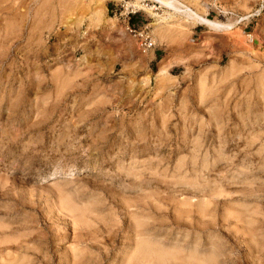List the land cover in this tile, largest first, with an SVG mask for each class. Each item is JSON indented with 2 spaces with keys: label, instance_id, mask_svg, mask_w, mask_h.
Listing matches in <instances>:
<instances>
[{
  "label": "rangeland",
  "instance_id": "1",
  "mask_svg": "<svg viewBox=\"0 0 264 264\" xmlns=\"http://www.w3.org/2000/svg\"><path fill=\"white\" fill-rule=\"evenodd\" d=\"M98 1L0 0V264H264V0Z\"/></svg>",
  "mask_w": 264,
  "mask_h": 264
},
{
  "label": "bare ground",
  "instance_id": "2",
  "mask_svg": "<svg viewBox=\"0 0 264 264\" xmlns=\"http://www.w3.org/2000/svg\"><path fill=\"white\" fill-rule=\"evenodd\" d=\"M105 1L106 0H100L98 1V3H96V6L98 7H102L104 6L105 4ZM125 1V5L126 6H131V7H134V8H139V9H143V10H151L153 7H149L147 4L144 3V1L146 2L147 0H124ZM156 1H159L160 4H164L166 6H168L170 9L172 8L174 11L176 12H179L181 14H183L188 20L186 21H190V20H193V22H197V23H201V24H206L210 29H213V30H220V28H223V27H228L230 24L228 23H223V22H220L219 20L217 21H214V20H211L207 17H204V16H201L199 15L197 12L193 11L191 8H189L187 5L185 6L182 2L180 3L179 1L177 0H156ZM102 9V8H101ZM152 11V10H151ZM94 13V12H93ZM96 14V12H95ZM178 14V13H177ZM182 15V16H183ZM183 16V17H184ZM97 17V16H96ZM175 19V18H174ZM177 19V18H176ZM177 21V20H176ZM205 25V26H206ZM153 40V39H152ZM159 72L161 74H163L165 72V68H161L159 70ZM82 233L78 232V233H75L74 232V241L72 242V247H75L76 245H79L81 244L82 242H84L83 238H82ZM81 248V247H80ZM78 250V249H77ZM141 250V249H140ZM76 253V252H75ZM140 253V252H138ZM73 261L76 259V257L74 256L73 258ZM81 259V257H80ZM79 259V260H80ZM77 260V259H76ZM72 261V260H71ZM201 262V261H200ZM12 264V263H11Z\"/></svg>",
  "mask_w": 264,
  "mask_h": 264
},
{
  "label": "built area",
  "instance_id": "3",
  "mask_svg": "<svg viewBox=\"0 0 264 264\" xmlns=\"http://www.w3.org/2000/svg\"><path fill=\"white\" fill-rule=\"evenodd\" d=\"M127 27L131 33H134V35H138L140 37V43L144 50L151 49L153 47L154 43L152 41V37L147 30L139 31L137 28H132L129 25H127Z\"/></svg>",
  "mask_w": 264,
  "mask_h": 264
}]
</instances>
